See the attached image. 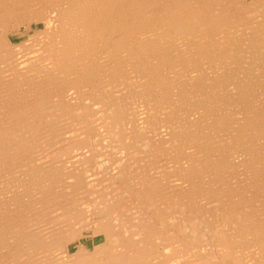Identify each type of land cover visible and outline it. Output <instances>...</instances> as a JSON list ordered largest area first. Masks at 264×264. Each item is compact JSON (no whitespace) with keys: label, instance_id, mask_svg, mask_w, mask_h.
I'll use <instances>...</instances> for the list:
<instances>
[{"label":"rangeland","instance_id":"374dc122","mask_svg":"<svg viewBox=\"0 0 264 264\" xmlns=\"http://www.w3.org/2000/svg\"><path fill=\"white\" fill-rule=\"evenodd\" d=\"M119 1L122 3L125 0ZM135 1L136 0H132L133 3H136ZM163 1L165 2L166 0H151L152 3L144 9L146 18H148L149 21H147L144 25L145 29H143L142 32L144 34L146 33L147 35L144 38H139V40H136V42L145 41L146 43L157 41L162 43V48L164 47V52H166L161 55L160 59L153 60L154 56L153 58L152 56H149L147 58L148 61H144L146 63V68L143 70H139L138 68L137 70L134 67H129L127 64L120 66L118 65L119 60L115 58L111 59L109 63L103 62L102 64L105 65L104 71H102L100 68L92 71V74H94L92 78L94 80L91 79L90 83L82 88L83 94L80 97L78 91L71 90L74 92L75 96L78 95V107H75L74 110L67 111V106L63 105V109H58L59 107L57 106L52 108L54 110L52 113L48 111L47 114L52 116H54L55 113H57L56 115L61 116L58 117L60 119L56 118L58 123L54 121L55 118L50 116H46L47 118H41L40 121L42 123L46 122L48 124L56 122L55 124L61 125V134L60 131H55V129L51 131L52 133H50V135H43V139L41 138V141L44 139L45 140L41 142L42 146L40 150L29 155L26 160L25 157L24 160L22 158V162H20L21 160H18L19 163L14 165V167L17 166V168L13 169V167L9 170L6 168V172L4 170L5 167L0 170V175L3 178H0V191L2 190V186L3 188L5 187V190L3 189L0 193L4 194L6 192V187H9V190L7 189V191H10L6 192L4 197L6 198L4 200V207L8 208V213L11 211L13 212H11L12 214L9 213L10 217L8 215L10 219L7 217L9 221L11 220L9 225L15 226L14 228H21L14 230L15 232L21 231L22 233L21 239L19 241L22 239V241H25L27 239V241H25L27 242V245L25 242H22V245H19L21 250L18 247H15V249L18 250L16 255L18 258L15 257L16 259H14V256H12L8 251L1 252L0 250V259L7 256V259H11L10 263L12 264H36V261H28L29 258L27 253L33 254L31 253L30 249H32L33 252L42 251L40 248H44L43 250L50 248L52 249L57 243L54 241L52 243L51 235L53 233H57L55 236L60 239L62 235L60 240L65 241V244L63 243L64 241H62V243L58 245H60L62 248L64 247L62 250H67L66 253H68L69 256H67L65 260H58L48 264H116L115 261L117 258L118 260L123 259L122 255L117 253V250H126L132 247L131 243H133L132 240L134 238V245L136 246L137 250L145 252V250L149 249L148 252H152V254L148 253L150 256H148L149 258L147 257L146 259L148 264H152L154 261L158 262L159 260H161V262L157 264H225L221 260V255L224 252L230 253L232 260H238L240 264H259L264 261V222L253 224L252 226L244 229L233 222H222V220H226L224 217H222L224 215L221 214L224 209H230L232 205L233 209L236 210L241 207L237 210V212H239V210L243 211L245 207L241 205V201L247 198L248 194L256 196L259 194L257 191H260V184H258L259 178H257L260 175V172H257L258 174H256L254 171L256 170V165L264 166V160H261V157L264 158V124H262L264 123V115H262L264 114V0H194L197 1V5H199L197 14L201 16V20L199 21L201 23H196L194 25L195 30L189 31L190 33L183 32V34H177L174 31L170 32L169 34L168 32L171 30H167L166 24L163 23V20L159 17L160 14L157 15L158 13H161L162 9L160 8L159 4L162 5ZM38 17L40 16L37 15L36 18H30L27 20L28 22H25V26L21 23H12L10 25L11 29L14 28L16 34L14 39L15 44L13 43L12 45L14 46L15 52L18 51L21 53H26L27 56H31L37 51L39 52L41 50V46L48 38V35L45 31V33H39L42 29L46 28V26L45 23H42V19ZM33 21H38L39 28L35 27L34 24L31 23ZM146 26H148V28ZM37 34L40 35L34 37ZM167 34L171 36L168 39H166ZM21 41L22 44L20 45ZM100 43L104 44L105 42ZM166 43L167 46H164ZM106 55L107 54H104V50H102V52H100L96 58L97 60L100 59L99 61L102 62L109 58ZM3 56L4 54L2 53L0 55V60ZM4 65L5 63L1 60L0 70H6V67H3ZM110 65L113 66L110 68ZM156 68L159 75H157V72L155 71ZM116 70H118V72ZM149 71H151V73H149ZM155 79L160 81V85L152 87L155 83ZM93 96L95 98H92ZM102 96L103 98H101ZM54 97V95L50 96V98ZM194 102L197 103V105ZM115 107L120 111V115L118 116L114 115ZM145 120L148 121L146 122ZM228 125H230V127ZM193 127L195 129H193ZM198 129L201 130L199 131ZM68 130L70 131L66 134V131ZM174 130H176V132ZM37 133L38 131L35 134ZM166 133L170 134L167 135ZM71 134L72 136H70ZM186 135H188V137ZM193 143H195V145ZM184 146L186 147L184 148ZM209 146H212L211 150ZM230 146L233 148L231 149ZM195 148H199L201 150ZM204 151H206L205 155ZM221 151L223 152V155ZM207 152L211 153L206 154ZM218 152H220V155ZM75 154H77V156ZM146 155L147 158L142 157ZM149 155L150 157L148 158ZM171 155L173 156L171 157ZM207 156H209L210 159ZM38 157H40V159ZM31 159L33 162L29 163ZM59 159L61 162L57 163V161H60ZM207 159H209L207 163L204 162ZM215 162L216 165L218 164L217 166L215 165ZM223 162L226 166L223 164ZM21 163H23V165ZM42 163L43 165H41ZM226 163L231 164L227 165ZM198 164L199 167L197 166ZM220 164L223 165L221 166ZM48 165H50V167ZM39 166L40 170H36V168H39ZM50 168L52 169L51 173ZM72 169H78L85 179L95 178V184L92 186H87V184H85L82 187L78 186L74 189L69 188L68 190L65 189L63 184H60L58 185L59 188H57L56 186L59 183L58 177L60 178L62 175L66 174L65 172H68ZM185 169L186 171H184ZM200 169L201 171L203 170L202 173H200ZM214 169H216V171H214ZM20 171H22V173H20ZM28 171H32L34 174L37 172L36 174L40 176L42 175L41 178L43 177L42 179L46 180H44L46 185L50 183L51 185L49 184L48 186L52 188L50 189L47 186L43 191L44 193L46 192V194L43 193V196L42 194H37L36 191H33V189H28L26 191L23 186H18L20 188L19 190L17 187H15L13 180L22 179L24 177V173H28ZM191 171L193 172L191 173ZM213 171L214 173H212ZM177 172L181 174L179 175ZM154 173H156V175ZM189 174L190 178L187 177ZM52 175L55 180L50 178ZM142 175L145 176V178ZM176 175L179 177L175 178ZM206 175L209 179L206 177ZM14 176H17L18 179ZM252 176L253 178H251ZM152 177L156 180H154ZM148 178L149 180L146 181ZM171 178H173V181ZM7 179H9L10 182ZM51 179L52 183L48 182ZM206 179L209 180L210 183L207 182ZM211 179L214 182H212ZM195 180L196 182H194ZM223 180H225L226 183ZM153 181L156 184H154ZM239 181L243 182L241 183ZM3 182L5 184H3ZM118 182L120 184H118ZM221 182H223L224 185L221 184ZM109 183L111 184L109 185ZM178 183H182V186ZM251 183H255L256 186L254 184L253 187ZM173 184L174 186H172ZM227 185L230 188L229 190L232 191L234 189L233 193L228 190ZM249 185L252 186V190H250L251 186ZM221 187L223 189H221ZM238 187L242 191L238 190ZM176 188L179 190H176ZM247 188L251 192H249ZM11 189H14L12 191L13 193L11 192ZM148 190L149 193H151L150 197L146 196ZM153 190L155 191L152 192ZM237 190L238 192L236 193L235 191ZM51 192L52 195H49L53 199L48 197V193ZM241 192H244V194ZM15 193L18 197L14 196ZM141 194H145L144 196L147 197V200H145V197H142ZM243 195L245 198H243ZM137 196H139V199H144L140 201ZM29 197L32 200L29 199ZM227 197L230 200H228ZM37 198H40V201ZM64 198L67 199L65 200ZM127 198L129 200H127ZM179 198L181 199L179 200ZM2 199L3 198H0V201ZM240 199L242 200L240 201ZM26 201H28V203ZM135 201L136 203H134ZM146 201H148L150 205L147 204ZM236 201L237 203L239 201L238 204L241 206H238ZM20 203L23 205L21 206ZM59 203H61L62 206H60L61 204ZM194 203L197 204L198 207L194 205ZM140 204H142L141 206L144 207H141ZM208 204L211 205V207ZM18 206L20 208H18ZM145 206H147V209ZM32 208L34 210H32ZM67 210L68 213L66 212ZM28 211L32 213L31 216H29L30 213L28 214ZM150 211L152 213H150ZM159 214L162 218L159 216ZM192 214H195V216ZM36 219H38V221ZM17 222L19 223L16 224ZM100 227V232L107 238V242L110 245L109 253L104 256L105 258L102 257L100 253L98 254L100 249H94L93 247L95 243H100L104 239L102 234L92 238L93 230L95 228L99 229ZM152 228H156L155 230L158 232L160 230L161 231L155 237L151 236V238H144L150 234L149 232ZM61 230L63 231L61 232ZM46 236L47 238H45ZM240 236L241 238H238ZM255 237L258 238L259 242L254 240ZM28 239L31 240L29 241ZM33 239L35 240L33 241ZM11 242H13V240H11ZM118 242L120 244H118ZM181 242L184 244H181ZM11 244L12 243H10V245ZM12 246L13 245H11V248ZM36 248L37 250H34ZM24 258H26V260ZM89 258H91L90 262L88 260ZM23 259L24 261H22ZM122 263L123 262H120L119 264ZM37 264L43 263L39 262Z\"/></svg>","mask_w":264,"mask_h":264},{"label":"bare ground","instance_id":"6f19581e","mask_svg":"<svg viewBox=\"0 0 264 264\" xmlns=\"http://www.w3.org/2000/svg\"><path fill=\"white\" fill-rule=\"evenodd\" d=\"M124 1V0H123ZM204 1V0H202ZM136 3H133L132 0H125L124 2H120L119 0H0V55L3 53L4 56L2 57V62L5 63L3 67H6V70H0V170L4 168V170L7 168L12 169L16 163H19L18 160H21L22 158L25 160L26 158L35 153L36 151L40 150L42 144L41 138L43 139V135H50L52 133L51 131H60L61 134V125L55 124L58 117H61L59 115L54 116L47 114L48 111L51 113L54 111L52 108L59 107L58 109H63V105L67 106L68 110H74L77 106L78 95L75 96L74 92L71 90L78 91L79 97L83 94V87L88 85L90 83L92 76V71L95 69H101L104 71L105 65L102 63H109L111 59L115 58L118 59V65L124 66L127 64L129 67H134L140 69L146 68V62L148 61L149 56H154L153 60H159L161 55L164 52V47L162 48L163 44L157 41L153 42H136V40H139V38H144L147 34L143 33L142 30L145 29L144 25L147 21H149L148 18H146V13L144 11L145 8L148 7L152 2L151 0H136ZM160 3V2H159ZM157 3V4H159ZM208 3V2H207ZM160 5L161 13L160 18L163 20V23L166 24L167 30H171L168 33L174 31L177 34L183 32H189L195 30L194 25L201 20V16L197 14V10L199 9V5H197V1L194 0H166L165 2H162V5ZM158 5V6H159ZM205 5V4H204ZM203 5V6H204ZM213 5V4H212ZM156 7V6H155ZM152 7V8H155ZM196 7V8H194ZM234 7V6H233ZM194 8V9H193ZM192 9V10H191ZM207 9V8H206ZM149 10V9H147ZM151 10V9H150ZM156 12V11H155ZM154 12V13H155ZM49 13V15H48ZM206 13V12H205ZM202 14V13H201ZM37 15H39L42 19V23H45L46 28L42 29L39 33H45L48 35V38L41 46V50L36 52L35 54L31 56H27L26 53L21 52H15L14 51V39H15V31L14 28L11 29L10 25L12 23H21L25 26V22H28L30 18H36ZM149 17V16H148ZM155 17V16H154ZM205 17V16H204ZM235 17V16H234ZM203 19V17H202ZM41 22V21H40ZM34 24L35 27L39 28L38 21L31 22ZM30 23V24H31ZM14 25V24H13ZM149 25V23H148ZM153 25V24H152ZM27 26V25H26ZM148 28V26H146ZM34 28V27H33ZM45 31V32H44ZM150 32V31H149ZM190 33V32H189ZM37 34L34 37L40 35ZM167 34L166 39L170 38L171 36ZM181 34V35H182ZM20 35V34H19ZM152 35V34H151ZM139 36V37H138ZM40 38V37H38ZM43 38V37H42ZM18 39V38H16ZM33 39V38H32ZM41 39V38H40ZM35 40V39H33ZM26 42V41H25ZM100 42H105L100 43ZM206 43V42H205ZM15 44V43H14ZM22 44V41L20 42V45ZM170 44V43H169ZM168 44V45H169ZM19 45V44H18ZM167 46V43L166 45ZM209 46V45H207ZM264 46V45H263ZM17 47V46H15ZM170 47V46H169ZM174 47V46H173ZM248 47V46H247ZM38 48V47H37ZM40 49V48H39ZM38 49V50H39ZM175 49V48H174ZM34 50V49H33ZM32 50V51H33ZM104 50V54H107L109 58H107L105 61H99L97 60L98 54ZM204 50V49H203ZM231 50V49H230ZM172 52V51H171ZM29 53V52H28ZM32 54V53H31ZM206 54V53H205ZM213 54V53H212ZM195 55V54H194ZM237 55V54H236ZM263 55V54H262ZM16 57V58H15ZM100 57V55H99ZM98 57V58H99ZM165 57V56H163ZM106 58V57H105ZM114 59V60H115ZM263 59V58H262ZM0 60V61H1ZM113 60V61H114ZM171 60V59H170ZM252 60V59H251ZM169 62V61H168ZM117 63V62H116ZM111 64V63H110ZM171 64V63H170ZM173 64V63H172ZM109 65V64H108ZM115 65V64H114ZM126 65V66H127ZM110 65L109 67L111 68ZM127 66V67H128ZM172 66V65H171ZM174 66V65H173ZM256 66V65H255ZM151 67V66H150ZM153 67V66H152ZM130 69V68H129ZM135 69V70H136ZM137 69V70H138ZM164 69V68H163ZM114 70V69H113ZM119 70V69H118ZM118 70H116L118 72ZM115 71V72H116ZM157 72V68L155 69ZM138 72V71H136ZM97 73V72H96ZM101 73V72H100ZM151 73V71H149ZM233 73V72H232ZM114 74V73H113ZM134 74V73H133ZM161 74V73H160ZM238 74V73H237ZM119 75V74H118ZM121 75V74H120ZM157 75L158 72H157ZM134 76V75H133ZM143 76V75H142ZM146 76V75H145ZM215 76V75H214ZM122 77V76H121ZM175 77V76H174ZM112 78V77H111ZM169 78V77H168ZM148 79V78H147ZM94 80V79H93ZM115 81V80H114ZM94 82V81H93ZM126 82V81H125ZM135 82V81H134ZM142 82V81H141ZM148 82V81H147ZM96 83V82H95ZM98 84V83H97ZM125 84V83H124ZM128 84V83H127ZM140 84V83H139ZM254 84V83H253ZM117 85V84H116ZM129 85V84H128ZM127 85V87H128ZM160 85V81L155 79V83L152 87H156ZM90 86V85H89ZM174 86V85H173ZM210 86V85H209ZM214 86V85H213ZM263 86V85H262ZM93 87V86H92ZM98 87V86H97ZM126 87V86H125ZM94 88V87H93ZM129 88V87H128ZM172 88V87H171ZM177 88V87H176ZM261 88V87H260ZM200 89V88H199ZM246 89V88H245ZM86 90V89H84ZM210 90V89H209ZM146 91V90H144ZM245 91V90H244ZM86 92V91H85ZM116 92V91H114ZM113 92V93H114ZM171 92V91H169ZM91 93V92H90ZM117 93V92H116ZM120 93V92H119ZM92 94V93H91ZM162 94V93H161ZM166 94V93H165ZM225 94V93H224ZM55 96L54 98H50V96ZM94 95V92H93ZM89 96V95H88ZM92 96V95H90ZM111 96V95H110ZM142 96V95H141ZM159 96V95H158ZM174 96V95H173ZM252 96V95H251ZM85 97V96H84ZM97 97V96H96ZM92 98H95L94 96ZM91 98V99H92ZM98 98V97H97ZM96 98V99H97ZM103 98V96L101 97ZM106 98V97H105ZM114 98V97H113ZM210 98V97H209ZM81 99V98H80ZM84 99V98H83ZM82 99V100H83ZM86 99V98H85ZM115 99V98H114ZM171 99V98H170ZM95 100V99H94ZM99 100V99H98ZM97 100V101H98ZM102 100V99H100ZM169 100V99H168ZM175 100V99H174ZM212 100V99H211ZM227 100V99H226ZM81 101V100H80ZM84 101V100H83ZM159 101V100H158ZM178 101V100H177ZM204 101V100H203ZM214 101V100H213ZM168 102V101H167ZM180 102V101H179ZM178 102V103H179ZM251 102V101H250ZM165 103V102H164ZM172 103V102H171ZM193 103V102H192ZM191 103V104H192ZM195 103V102H194ZM62 104V105H61ZM96 104V103H95ZM122 104V103H121ZM120 104V105H121ZM197 105V103H195ZM218 104V103H217ZM61 105V106H60ZM93 105V104H92ZM150 105V104H149ZM158 105V104H157ZM178 105V104H177ZM206 105V103H205ZM209 105V104H208ZM201 106V105H200ZM117 107V106H116ZM114 108V115L118 116L120 115V111L118 108ZM176 107V106H175ZM192 107V106H191ZM194 107V106H193ZM203 107V106H201ZM206 108V107H205ZM208 108V107H207ZM255 108V107H254ZM94 109V108H93ZM102 109V108H101ZM179 109V107H178ZM182 109V108H181ZM245 109V108H244ZM52 110V111H51ZM104 110V109H103ZM188 110V109H187ZM186 110V111H187ZM196 110V109H195ZM209 110V109H208ZM207 110V111H208ZM220 110V109H219ZM47 111V112H46ZM59 111V110H58ZM215 111V110H214ZM249 111V110H248ZM46 112V113H45ZM92 112V111H91ZM144 112V111H143ZM185 112V111H183ZM182 112V114H183ZM191 112V110H190ZM193 112V111H192ZM195 112V111H194ZM204 112V111H203ZM211 112V111H210ZM209 112V113H210ZM98 113V112H97ZM96 113V114H97ZM178 113V112H177ZM205 113V112H204ZM253 113V112H252ZM59 114V113H58ZM90 114V113H89ZM93 114V113H92ZM127 114V113H126ZM149 114V112H148ZM180 114V113H179ZM181 114V115H182ZM189 114V113H188ZM195 114V113H193ZM192 114V115H193ZM202 114V113H201ZM200 114V115H201ZM178 115V114H177ZM180 115V116H181ZM210 115V114H209ZM264 115V114H262ZM46 116H50L55 118L52 123H42L40 120L41 118H45ZM187 116V115H186ZM196 116V115H195ZM207 116V115H206ZM205 116V117H206ZM84 117V116H83ZM157 117V116H156ZM164 117V116H163ZM170 117V116H169ZM172 117V115H171ZM183 117V116H182ZM189 117V116H188ZM187 117V118H188ZM197 117V116H196ZM204 117V118H205ZM261 117V116H260ZM47 118V117H46ZM128 118V117H127ZM126 118V119H127ZM165 118V117H164ZM186 118V119H187ZM200 118V117H198ZM209 118V117H208ZM216 118V117H214ZM220 118V117H219ZM60 119V118H58ZM81 119V118H80ZM174 119V118H173ZM176 119V118H175ZM179 119V118H178ZM177 119V120H178ZM195 119V118H193ZM203 119V118H202ZM169 120V119H168ZM192 120V119H191ZM196 120V119H195ZM248 120V119H247ZM263 120V118H262ZM75 121V120H74ZM127 121V120H126ZM146 121V120H145ZM148 121V120H147ZM146 121V122H147ZM194 121V120H192ZM200 121V120H199ZM264 121V120H263ZM176 122V120H175ZM191 122V121H190ZM198 122V121H196ZM195 122V123H196ZM224 122V121H223ZM61 123V122H60ZM59 123V124H60ZM142 123V122H141ZM167 123V122H166ZM201 123V122H199ZM251 123V122H250ZM171 124V123H170ZM184 124V123H182ZM193 124V123H192ZM191 124V125H192ZM203 124V123H202ZM226 124V123H225ZM264 124V123H262ZM155 125V124H154ZM181 125V124H180ZM195 125V124H194ZM204 125V124H203ZM227 125V124H226ZM232 125V124H231ZM248 125V124H247ZM230 127V125H228ZM250 126V125H249ZM252 126V124H251ZM68 127V125H67ZM66 127V128H67ZM93 127V126H92ZM154 127V126H153ZM167 127V126H166ZM169 127V126H168ZM173 127V125H172ZM179 127V124H178ZM195 127V126H194ZM193 127V129H195ZM197 127V124H196ZM200 127V126H198ZM187 128V127H186ZM190 128V126H189ZM253 128V127H252ZM48 129V130H46ZM62 129V128H61ZM90 129V128H89ZM87 129V130H89ZM183 129V127H182ZM191 129V128H190ZM203 129V128H202ZM73 130V129H72ZM199 130V129H198ZM201 130V129H200ZM199 130V131H200ZM224 130V129H223ZM227 130V129H226ZM240 130V129H239ZM248 130V129H247ZM38 131L37 134H35ZM70 130L66 131V134ZM94 131V130H93ZM176 132V130H174ZM179 131V130H178ZM186 131V130H185ZM195 131V130H194ZM203 131V130H202ZM201 131V132H202ZM225 131V130H224ZM228 131V130H227ZM171 132V131H170ZM180 132V131H179ZM182 132V130H181ZM189 132V131H188ZM187 132V133H188ZM209 132V131H208ZM212 132V131H211ZM54 133V132H53ZM71 133V132H70ZM191 133V132H190ZM198 133V131H197ZM218 133V132H217ZM59 134V133H58ZM167 134V133H166ZM170 134V133H168ZM167 134V135H168ZM177 134V133H176ZM194 134V133H193ZM196 134V133H195ZM212 134V133H211ZM78 135V134H77ZM98 135V134H97ZM181 135V134H180ZM190 135V134H189ZM200 135V134H199ZM220 135V134H219ZM42 136V137H41ZM72 136V134L70 135ZM75 136V135H74ZM93 136V135H92ZM179 136V135H178ZM182 136V135H181ZM188 137V135H186ZM54 137V136H52ZM147 137V136H146ZM145 137V138H146ZM191 137V136H190ZM200 137V136H199ZM203 137V136H202ZM201 137V138H202ZM63 138V137H62ZM173 138V137H172ZM181 138V137H179ZM185 138V137H184ZM197 138V137H196ZM47 139V138H46ZM61 139V138H60ZM187 139V138H185ZM184 139V140H185ZM193 139V138H191ZM198 139V138H197ZM205 139V138H204ZM203 139V142H204ZM213 139V138H212ZM169 140V139H168ZM172 140V139H171ZM177 140V139H176ZM190 140V139H189ZM196 140V139H195ZM202 140V139H201ZM219 140V139H218ZM138 141V140H137ZM146 141V140H145ZM144 141V142H145ZM194 141V140H192ZM206 141V140H205ZM209 141V140H208ZM207 141V144H208ZM215 141V140H214ZM221 141V140H220ZM57 142V141H56ZM173 142V141H172ZM181 142V141H180ZM191 142V141H190ZM197 142V141H196ZM216 142V141H215ZM55 143V142H54ZM60 143V142H59ZM146 143V142H145ZM179 143V142H178ZM189 143V142H188ZM201 143V142H200ZM198 143V144H200ZM213 143V142H211ZM221 143V142H220ZM172 144V143H171ZM191 144V143H190ZM195 145V143H193ZM203 144V143H202ZM48 145V143H47ZM65 145V144H64ZM62 145V146H64ZM145 145V144H144ZM186 145V143H185ZM206 145V143H205ZM204 145V146H205ZM213 145V144H212ZM235 145V144H234ZM259 145V143H258ZM189 146V144H188ZM208 146V145H207ZM178 147V145H177ZM176 147V148H177ZM181 147V146H180ZM183 147V146H182ZM186 146H184L185 148ZM191 147V146H190ZM212 147V146H211ZM211 147L209 146L210 150ZM50 148V146H49ZM175 148V149H176ZM200 148V147H199ZM195 148V149H199ZM203 148V146H202ZM205 148V147H204ZM231 148V146H230ZM233 148V147H232ZM231 148V149H232ZM46 149V148H45ZM57 149V148H56ZM169 149V148H168ZM178 149V148H177ZM182 149V148H181ZM260 149V148H259ZM258 149V151H259ZM171 150V149H170ZM180 150V149H179ZM201 150V149H199ZM204 150V149H203ZM202 150V151H203ZM229 150V149H228ZM54 151V150H53ZM198 151V150H197ZM209 151V150H208ZM217 151V150H215ZM44 152V151H43ZM188 152V151H186ZM191 152V151H190ZM204 151V155H205ZM212 152V151H211ZM211 152H207L206 154H209ZM222 152V151H221ZM226 152V151H225ZM84 153V152H82ZM147 153V152H146ZM179 153V152H178ZM184 153V152H183ZM215 153V152H214ZM220 152H218L219 154ZM229 153V151H228ZM260 153V152H258ZM126 154V153H125ZM153 154V153H152ZM167 154V153H166ZM182 154V153H181ZM202 154V153H201ZM247 154V153H246ZM245 154V155H246ZM77 156V154H75ZM74 155V156H75ZM79 155V154H78ZM169 155V154H168ZM174 155V154H173ZM171 155V157L173 156ZM195 155V154H194ZM199 155V154H198ZM220 155V154H219ZM223 155V152H222ZM264 155V154H263ZM73 156V157H74ZM177 156V155H176ZM179 156V155H178ZM201 156V155H200ZM215 156V155H214ZM253 156V152H252ZM258 156V155H257ZM72 157V156H70ZM147 158L146 156H142ZM150 155L148 156V158ZM170 157V156H169ZM170 157V158H171ZM175 157V156H174ZM198 157V156H196ZM195 157V158H196ZM209 158V156H207ZM205 157V158H207ZM220 157V156H219ZM222 157V156H221ZM225 157V155H224ZM259 157V156H258ZM30 158V157H29ZM40 159V157H38ZM194 158V159H195ZM203 158V157H202ZM244 158V157H243ZM254 158V157H253ZM158 159V158H157ZM179 159V158H178ZM192 159V158H191ZM210 159V158H209ZM205 160L204 162L207 163L209 160ZM222 159V158H221ZM226 159V158H224ZM246 159V158H244ZM243 159V160H244ZM264 160L263 157H261V160ZM37 160V159H35ZM60 160V159H59ZM200 160V159H199ZM212 160V159H211ZM228 160V159H227ZM231 160V159H230ZM234 160V158H233ZM256 160V159H255ZM260 160V159H259ZM63 161V160H62ZM161 161V160H160ZM173 161V159H172ZM195 161V160H193ZM201 161V160H200ZM203 161V160H202ZM224 161V160H221ZM33 162L31 161L29 163ZM48 162V161H47ZM60 163V161H57V163ZM95 162V161H94ZM97 162V161H96ZM174 162V161H173ZM176 162V161H175ZM187 162V161H186ZM211 162V161H209ZM235 162V161H234ZM253 162V161H252ZM28 163V162H27ZM126 163V162H125ZM147 163V162H145ZM159 163V162H158ZM201 163V162H200ZM199 163V164H200ZM233 163V162H232ZM23 165V163H21ZM26 164V162H25ZM148 164V163H147ZM199 164L197 165L199 167ZM214 164V163H213ZM224 164V162H223ZM223 164H220L221 166ZM227 164V163H226ZM231 164V163H228ZM227 164V165H228ZM234 164V163H233ZM262 164V163H261ZM36 165V164H35ZM43 165V163L41 164ZM137 165V164H136ZM142 165V164H141ZM185 165V163H184ZM208 165V164H207ZM216 165V162H215ZM218 165V164H217ZM216 165V166H217ZM219 165V166H220ZM225 165V164H224ZM247 165V164H246ZM252 165V164H251ZM250 165V166H251ZM254 165V164H253ZM256 165V164H255ZM50 167V165H48ZM47 166V167H48ZM58 166V165H55ZM148 166V165H147ZM193 166V165H192ZM204 166V165H202ZM214 166V165H212ZM226 166V165H225ZM231 166V165H230ZM243 166V164H242ZM102 167V166H101ZM176 167V166H175ZM234 167V166H233ZM241 167V166H240ZM239 167V169H240ZM248 167V165H247ZM17 168L14 167L13 169ZM180 168V167H179ZM189 168V167H188ZM191 168V167H190ZM197 168V167H196ZM195 168V169H196ZM210 168V166H209ZM232 168V167H231ZM236 168V167H235ZM253 168V167H252ZM34 169V168H33ZM43 169V168H42ZM41 169V170H42ZM64 169V168H63ZM79 169V168H78ZM77 170H70L68 172H65L66 174L62 175L60 178L58 177V184L57 188H59L58 185L63 184L65 186V189L69 188H76V187H82L83 185L87 184V186H92L95 184V178H89L85 179L84 176H82V173ZM97 169V168H96ZM108 169V168H107ZM148 169V168H147ZM198 169V168H197ZM196 169V170H197ZM207 169V168H206ZM212 169V168H211ZM218 169V168H216ZM214 169V171H216ZM222 169V168H221ZM227 169V168H226ZM234 169V168H233ZM245 169V168H243ZM256 174L257 172H260V177L256 176L258 179V184H260L259 194L256 196H252L248 194V197L240 199L241 205L245 207L243 211L237 212V210L241 207H239L237 210L233 209L232 207L229 209H224L221 214H223L224 219L226 221L222 222H233L236 225H239L241 228H247L252 226L253 224L264 222V166L256 165L255 167ZM7 170V171H8ZM22 170V169H21ZM26 170V169H25ZM31 170V169H30ZM36 170H40L39 168H36ZM48 170V168H47ZM178 170V169H177ZM188 170V169H187ZM190 170V169H189ZM193 170V169H191ZM24 171V170H23ZM27 171V170H26ZM33 171V170H32ZM32 171H28V173H24V177L22 179L13 180L15 183V187H17L19 190L20 188L18 186H23V188L26 189H33V191H36L37 194H42L43 191L46 189V187L50 184L45 183V179H42L40 175L36 174L37 172L32 173ZM52 169L50 168V173ZM66 171V169H65ZM151 171V170H150ZM173 171V170H172ZM180 171V170H179ZM186 171V169L184 170ZM201 171V169H200ZM203 171V170H202ZM202 171L200 173H202ZM214 171L212 173H214ZM229 171V170H228ZM238 171V170H237ZM245 171V170H244ZM6 172V170H5ZM9 172V171H8ZM17 172V171H16ZM25 172V171H24ZM31 172V173H30ZM58 172V171H57ZM98 172V171H97ZM139 172V171H138ZM147 172V170H146ZM175 172V171H173ZM188 172V171H187ZM193 171H191L192 173ZM195 172V171H194ZM199 172V171H198ZM208 172V171H207ZM206 172V173H207ZM236 172V171H233ZM249 172V171H248ZM4 173V172H3ZM22 173V171H20ZM49 173V174H50ZM63 173V172H62ZM135 173V171H134ZM137 173V172H136ZM148 173V172H147ZM158 173V172H156ZM156 173H154L156 175ZM179 173V172H177ZM190 173V174H191ZM209 173V172H208ZM219 173V171H218ZM228 173V172H227ZM5 174V173H4ZM11 174V173H10ZM97 174V173H96ZM146 174V173H145ZM181 173H179L180 175ZM190 174L187 175V177L190 178ZM195 174V173H194ZM204 174V172H203ZM226 174V173H225ZM6 175V174H5ZM16 175V174H15ZM170 175V174H169ZM175 175V173H174ZM178 175V174H177ZM176 175L175 178H178ZM193 175V174H192ZM213 175V174H212ZM211 175V176H212ZM218 175V174H216ZM215 175V177H216ZM252 175V173H251ZM44 176V175H43ZM49 176V175H48ZM55 176V175H54ZM57 176V175H56ZM143 176V175H142ZM147 176V175H146ZM227 176V175H226ZM225 176V177H226ZM230 176V175H229ZM12 177V176H11ZM15 177V176H14ZM15 177V178H16ZM46 177V176H45ZM137 177V176H136ZM145 178V176H143ZM151 178L150 176H148ZM155 177V176H154ZM170 177V176H169ZM174 177V176H173ZM197 177V176H196ZM207 177V175H206ZM213 177V178H215ZM232 177V176H231ZM0 178L3 179L0 175ZM13 178V177H12ZM54 179L53 175L50 177ZM48 178V179H50ZM146 179L147 180H149ZM153 178V177H152ZM157 178V176H156ZM188 178V179H189ZM194 178V177H193ZM202 178V177H201ZM208 178V177H207ZM223 178V177H222ZM227 178V177H226ZM244 178V177H243ZM253 178V176L251 177ZM11 179V178H10ZM52 179L48 182L52 183ZM57 179V178H56ZM154 179V178H153ZM166 179V178H164ZM181 179V178H180ZM179 179V180H180ZM183 179V178H182ZM209 179V178H208ZM9 180V179H7ZM45 180V181H44ZM55 180V179H54ZM156 180V179H154ZM169 180V179H168ZM173 181V178H171ZM205 180V179H204ZM207 180V179H206ZM214 180V179H213ZM221 180V179H220ZM226 180V179H225ZM223 180V181H225ZM229 180V179H228ZM238 180V179H237ZM253 180V179H252ZM1 181V180H0ZM4 181V180H3ZM103 181V180H102ZM117 181V180H116ZM162 181V180H161ZM189 181V180H188ZM212 181V179H211ZM217 181V180H215ZM236 181V180H235ZM251 181V180H250ZM257 181V180H255ZM10 182V180H9ZM54 182V181H53ZM125 182V181H124ZM171 182V181H170ZM184 182V181H183ZM196 182V180L194 181ZM205 182V181H204ZM209 182V180H207ZM214 182V181H212ZM228 182V181H227ZM231 182V181H229ZM241 182V181H239ZM238 182V183H239ZM243 182V181H242ZM241 182V183H242ZM246 182V181H245ZM252 182V181H251ZM254 182V181H253ZM130 183V182H129ZM154 183V181H153ZM177 183V182H176ZM210 183V182H209ZM218 183V182H217ZM216 183V184H217ZM226 183V181H225ZM3 184H5L3 182ZM108 184V183H107ZM111 183H109L110 185ZM118 184H120L118 182ZM156 184V183H154ZM153 184V185H154ZM161 184V183H160ZM179 185L182 183H178ZM202 184V183H201ZM215 184V183H214ZM213 184V185H214ZM223 184V182H221ZM237 184V183H236ZM252 184V183H251ZM255 183L252 184V186ZM2 185V184H1ZM13 185V182H12ZM51 185V184H50ZM55 185V184H54ZM159 185V184H158ZM176 185V184H175ZM205 185V183H204ZM224 185V184H223ZM222 185V186H223ZM226 185V184H225ZM6 186V185H4ZM8 186V185H7ZM62 186V185H61ZM105 186V185H104ZM156 186V185H154ZM153 186V188H154ZM174 186V184L172 185ZM171 186V187H172ZM184 186V185H183ZM187 186V185H186ZM195 186V185H194ZM218 186V185H216ZM228 186V185H227ZM236 186V185H235ZM244 186V185H242ZM251 186V185H249ZM248 186V187H249ZM252 186L250 187V190H252ZM256 186V184H255ZM11 187V185H10ZM49 187V186H48ZM55 187V188H56ZM148 187V185H147ZM169 187V186H168ZM177 187V186H176ZM180 187V186H179ZM208 187V186H206ZM220 187V186H219ZM226 187V186H225ZM224 187V188H225ZM246 187V185H245ZM254 187V186H253ZM9 188V187H8ZM6 187V192L8 189ZM16 188V189H17ZM50 188V187H49ZM52 188V187H51ZM50 188V189H51ZM54 188V187H53ZM56 188V189H57ZM152 188V189H153ZM157 188V187H156ZM188 188V186H187ZM214 188V187H213ZM232 188V187H231ZM234 188V186H233ZM236 188V187H235ZM1 189L5 190V187H1ZM15 189V191H16ZM17 189V190H18ZM22 189V187H21ZM165 189V188H164ZM178 188H176L177 190ZM201 189V188H200ZM221 189H223L221 187ZM220 189V190H221ZM228 186V190H229ZM248 189V188H247ZM257 189V188H256ZM2 190L0 192H2ZM9 190V189H8ZM14 190V189H13ZM11 189V192L13 191ZM62 190V189H61ZM101 190V189H99ZM179 190V189H178ZM181 190V189H180ZM192 190V189H191ZM198 190V189H197ZM219 190V191H220ZM234 190V189H233ZM233 190H229L233 193ZM238 190L242 191L241 189ZM235 191L236 193L238 192ZM249 190V189H248ZM249 190V192H251ZM48 191V190H47ZM51 191V190H50ZM56 191V190H54ZM53 191V192H54ZM60 191V189H59ZM72 191V190H71ZM92 191V190H91ZM143 191V190H142ZM146 191V190H145ZM153 190L152 192H154ZM157 191V190H156ZM173 191V190H172ZM186 191V190H185ZM215 191V189H214ZM217 191V190H216ZM5 192V193H6ZM66 192V191H65ZM69 192V191H68ZM139 192V191H138ZM141 192V191H140ZM158 192V191H157ZM165 192V191H164ZM179 192V191H178ZM202 192V191H201ZM218 192V191H217ZM221 192V191H220ZM245 192V191H244ZM244 192L242 194H244ZM248 192V193H249ZM5 193H0V198H3L0 201V250L2 251H8L11 253L12 256H14V259L18 258L16 257L18 250L15 249V247H20L19 245H22V242L27 241H19L21 239L22 233L21 231L15 232L14 230H17L19 228H14L15 226H11L9 221V210L8 208H5L4 200ZM13 193V192H12ZM35 193V194H36ZM58 193V192H57ZM62 193V192H61ZM100 193V192H99ZM135 193V192H134ZM137 193V192H136ZM142 193V192H141ZM147 193V192H146ZM145 193V194H146ZM173 193V192H172ZM210 193V192H209ZM213 193V192H212ZM222 193V192H221ZM240 193V194H241ZM8 194V193H7ZM20 194V193H19ZM31 194V193H30ZM29 194V195H30ZM46 194V192L44 193ZM51 193H48V195ZM54 194V193H53ZM63 194V193H62ZM66 194V193H65ZM77 194V193H76ZM144 194V195H145ZM148 194V195H147ZM146 196L150 197L149 190ZM198 194V193H197ZM201 194V193H200ZM220 194V193H219ZM241 194V195H242ZM253 194V193H252ZM12 195V194H11ZM32 195V194H31ZM39 195V196H40ZM59 195V194H58ZM75 195V194H74ZM142 197H145V200H147V197L141 194ZM153 195V194H152ZM165 195V194H164ZM173 195V194H171ZM179 195V194H178ZM209 195V194H208ZM218 195V194H217ZM221 195V194H220ZM235 195V194H234ZM240 195V197H241ZM247 195V192H246ZM254 195V194H253ZM14 196H17L16 193ZM37 196V197H39ZM46 196V195H44ZM134 196V195H132ZM161 196V195H159ZM192 196V195H191ZM204 196V195H203ZM212 196V195H211ZM227 196V195H226ZM238 196V195H237ZM8 197V196H7ZM18 197V196H17ZM32 197V196H31ZM49 198L50 195L48 196ZM53 197V196H52ZM56 197V196H55ZM62 197V196H61ZM59 197V198H61ZM135 197V196H134ZM139 199V196H137ZM196 197V196H195ZM218 197V196H215ZM223 197V196H222ZM239 197V196H238ZM36 198V197H35ZM48 198V199H49ZM69 198V197H68ZM165 198V197H164ZM205 198V197H204ZM233 198V197H232ZM235 198V197H234ZM12 199V198H11ZM29 199H31L29 197ZM38 199V198H37ZM40 199V198H39ZM38 199V200H39ZM53 199V198H51ZM50 199V200H51ZM65 199V198H64ZM67 199V198H66ZM65 199V200H66ZM131 199V198H130ZM144 199V198H143ZM143 199H139L140 201ZM154 199V198H152ZM159 199V198H158ZM171 199V198H169ZM181 198H179L180 200ZM185 199V198H184ZM214 199V198H213ZM212 199V200H213ZM219 199V198H218ZM228 200H230L227 197ZM237 199V198H236ZM18 200V199H17ZM32 200V199H31ZM35 200V199H34ZM47 200V198H46ZM59 200V199H58ZM127 200H129L127 198ZM132 200V199H131ZM177 200V199H176ZM177 200V201H179ZM190 200V198H189ZM217 200V199H216ZM226 200V199H225ZM239 200V198H238ZM40 201V200H39ZM45 201V200H44ZM155 201V200H154ZM215 201V200H214ZM235 201V200H234ZM233 201V202H234ZM28 203V201H26ZM30 202V201H29ZM46 202V201H45ZM52 202V201H51ZM57 202V201H56ZM59 202V201H58ZM129 202V201H128ZM139 202V201H137ZM147 204L148 201H146ZM151 202V201H150ZM159 202V201H158ZM224 202V201H223ZM222 202V203H223ZM231 202V201H230ZM22 203V202H21ZM20 203V205H21ZM36 203V202H35ZM48 203V202H47ZM63 203V202H62ZM67 203V202H65ZM136 203V201L134 202ZM142 203V202H141ZM144 203V202H143ZM189 203V202H188ZM191 203V202H190ZM212 203V202H211ZM218 203V202H217ZM237 203V201H236ZM239 203V201H238ZM237 203V204H238ZM26 204V203H25ZM40 204V203H39ZM49 204V203H48ZM55 204V202H54ZM61 204V203H59ZM58 204V206H59ZM70 204V203H69ZM121 204V203H120ZM128 204V203H127ZM153 204V202H152ZM160 204V203H158ZM163 204V203H162ZM180 204V203H179ZM200 204V203H198ZM227 204V203H226ZM229 204V203H228ZM13 205V204H12ZM23 205V204H22ZM21 205V206H22ZM31 205V204H30ZM51 205V204H50ZM49 205V206H50ZM66 205V204H63ZM118 205V204H117ZM135 205V204H134ZM142 204H140L141 206ZM145 205V204H144ZM150 205V204H149ZM157 205V204H155ZM164 205V204H163ZM191 205V204H190ZM194 205L197 206V204L194 203ZM204 205V204H203ZM209 205V204H208ZM219 205V204H218ZM217 205V206H218ZM236 205V204H235ZM238 204V206H241ZM3 206V207H2ZM11 206V205H9ZM7 206V207H9ZM32 206V205H31ZM35 206V205H34ZM41 206V205H40ZM48 206V205H47ZM45 206V207H47ZM57 206V207H58ZM62 206V204L60 205ZM121 206V205H120ZM148 206V205H147ZM145 206V208L147 207ZM193 206V205H192ZM211 207V205H209ZM220 206V205H219ZM218 206V207H219ZM39 207V206H38ZM137 207V206H136ZM144 207V206H141ZM169 207V206H167ZM183 207V206H182ZM198 207V206H197ZM216 207V206H215ZM230 207V206H229ZM235 207V206H234ZM237 207V206H236ZM15 208V207H14ZM18 208H20L18 206ZM155 208V207H154ZM180 208V207H177ZM176 208V209H177ZM185 208V207H184ZM203 208V207H202ZM225 208V207H223ZM222 208V209H223ZM47 209V208H46ZM147 209V208H146ZM150 209V208H149ZM152 209V208H151ZM166 209V208H165ZM170 209V208H169ZM175 209V210H176ZM186 209V208H185ZM243 209V208H242ZM241 209V210H242ZM32 210H34L32 208ZM42 210V209H41ZM51 210V209H50ZM72 210V209H71ZM137 211V209L135 208ZM156 210V209H155ZM196 210V209H195ZM213 210V209H211ZM215 210V209H214ZM220 210V209H219ZM218 210V211H219ZM31 211V210H30ZM38 211V210H37ZM58 211V210H57ZM148 211V210H147ZM169 211V210H168ZM179 211V210H177ZM183 211V210H182ZM193 211V210H192ZM221 211V210H220ZM39 212V211H38ZM68 213V210L66 211ZM149 212V211H148ZM167 212V211H166ZM187 212V211H186ZM200 212V211H199ZM13 213V212H12ZM11 213V214H12ZM17 213V212H16ZM25 213V212H24ZM30 212L28 211V214ZM63 213V212H62ZM92 213V212H91ZM150 213H152L150 211ZM148 213V214H150ZM158 213V211H157ZM172 213V212H171ZM170 213V215H171ZM183 213V212H182ZM191 213V212H190ZM197 213V212H196ZM208 213V212H207ZM213 213V212H212ZM211 213V214H212ZM27 214V213H26ZM32 213H30L29 216H31ZM65 214V213H64ZM161 214V213H160ZM159 214V216H160ZM9 215V217H8ZM16 215V214H15ZM24 215V214H23ZM37 215V214H36ZM47 215V214H44ZM67 215V214H66ZM173 215V214H172ZM188 215V214H187ZM191 215V214H190ZM193 215V214H192ZM25 216V215H24ZM22 216L23 218H25ZM28 216V217H29ZM145 216V215H144ZM143 216V217H144ZM195 216V214L193 215ZM9 219H8V218ZM20 217V216H17ZM16 217V218H17ZM44 217V216H43ZM161 217V216H160ZM182 217V216H181ZM184 217V216H183ZM192 217V216H191ZM190 217V218H191ZM12 218V217H11ZM34 218V217H33ZM38 218V217H35ZM41 218V217H40ZM138 218V217H137ZM146 218V217H145ZM162 218V217H161ZM164 218V217H163ZM14 219V218H13ZM21 219V218H20ZM27 219V218H26ZM172 219V218H171ZM17 220V219H16ZM22 220V219H21ZM31 220V219H30ZM35 220V219H34ZM38 221V219H36ZM80 220V219H79ZM77 220V221H79ZM154 220V218H153ZM152 220V221H153ZM208 220V219H207ZM24 221V220H23ZM29 221V220H28ZM32 221V220H31ZM36 221V222H37ZM43 221V220H42ZM168 221V220H167ZM182 221V220H181ZM13 222V221H12ZM22 222V221H21ZM20 222V223H21ZM27 222V221H26ZM149 222V220H148ZM171 222V221H170ZM194 222V221H193ZM209 222V221H208ZM217 222V221H216ZM14 223V222H13ZM17 222L16 224H18ZM40 223V222H39ZM50 223V222H49ZM159 223V222H158ZM12 224V223H11ZM23 224V223H21ZM48 224V223H47ZM51 224V223H50ZM49 224V225H50ZM193 224V223H192ZM15 225V224H14ZM38 225V224H37ZM61 225V224H60ZM160 225V224H159ZM179 225V224H178ZM185 225V224H184ZM226 225V224H225ZM19 226V225H18ZM33 226V224H32ZM52 226V225H51ZM49 226V227H51ZM157 226V225H156ZM177 226V225H176ZM180 226V225H179ZM235 226V225H234ZM13 227V228H12ZM28 227V226H27ZM24 227V228H27ZM31 227V226H30ZM39 227V226H38ZM48 227V228H49ZM82 227V226H81ZM80 227V228H81ZM158 227V226H157ZM162 227V226H161ZM193 227V226H192ZM22 228V229H24ZM32 228V227H31ZM79 228V229H80ZM164 228V227H163ZM166 228V227H165ZM180 228V227H179ZM188 228V227H187ZM225 228V227H224ZM237 228V227H236ZM13 229V230H12ZM21 229V228H20ZM59 229V228H57ZM55 229V230H57ZM78 229V228H77ZM156 229V228H155ZM154 228L150 230V234H148L146 237L151 238V236L155 237L158 235V233L161 231H157ZM169 229V228H168ZM175 229V228H174ZM211 229V228H210ZM31 230V229H30ZM29 230V231H30ZM44 230V229H43ZM101 227L99 229L95 228L92 232V238H94L97 235L102 234L100 232ZM149 230V229H148ZM206 230V229H205ZM237 230V229H236ZM251 230V229H250ZM28 231V230H27ZM52 231V230H50ZM63 230H61L62 232ZM26 232V231H24ZM23 232V233H24ZM57 232V231H56ZM59 232V233H61ZM166 232V231H165ZM27 233V232H26ZM39 233V232H38ZM47 233V232H46ZM45 233V234H46ZM171 233V232H170ZM44 234V235H45ZM57 233H53L51 235L52 243L53 241L56 242L55 246L51 249H42V251H32L33 254H28V261H36L37 263H43L48 264L50 262H55L58 260H65L67 256H69L67 250H62L63 248L60 247L62 241L60 240L62 238V235L60 239L56 237ZM190 234V233H189ZM197 234V233H196ZM195 234V235H196ZM203 234V233H202ZM258 234V233H257ZM103 235V234H102ZM228 235V233H227ZM26 236V235H25ZM32 236V235H31ZM30 236V237H31ZM64 236V235H63ZM192 236V235H191ZM66 237V236H64ZM84 237V236H83ZM104 239L100 243L94 244V249L98 248L100 249L98 254L100 253L102 257L106 256L107 253H109L110 245L107 242V238L103 235ZM42 238V237H40ZM47 238V236L45 237ZM137 238V237H136ZM143 238V239H144ZM238 238H241L238 237ZM39 239V237H38ZM43 239V238H42ZM80 239V238H79ZM148 239V238H147ZM187 239V238H186ZM13 240V242H11ZM29 240V239H28ZM31 240V239H30ZM29 240V241H30ZM35 239H33L34 241ZM190 240V239H189ZM247 240V239H246ZM254 240L258 241V238H254ZM51 241V240H50ZM75 241V240H74ZM133 243L132 247L129 249H119L117 250V253L122 255L123 259H120L115 261L116 264H119L120 262H123L122 264H148L146 259L149 254H152L148 252V250L139 251L137 250L136 246L134 245L135 238L132 240ZM179 241V240H178ZM32 242V241H31ZM45 242V241H44ZM121 242V241H120ZM184 242V241H183ZM181 242V244L183 243ZM259 242V241H258ZM10 243H12L11 245ZM27 242H25L26 244ZM51 243V242H50ZM65 244V241L63 242ZM146 243V242H145ZM155 243V242H153ZM157 243V242H156ZM34 244V243H33ZM49 244V243H48ZM118 244H120L118 242ZM164 244V243H161ZM184 244V243H183ZM205 244V243H204ZM242 244V243H241ZM24 245V244H23ZM27 245V244H26ZM36 245V244H35ZM41 245V244H40ZM52 245V244H51ZM82 245V244H81ZM30 246V245H29ZM32 246V244H31ZM50 246V245H48ZM158 246V245H157ZM165 246V245H163ZM245 246V245H244ZM43 247V246H42ZM79 247V246H78ZM150 247V246H149ZM155 247V246H153ZM198 247V246H197ZM22 248V247H21ZM32 248V247H31ZM46 248V247H45ZM191 248V247H190ZM204 248V247H203ZM202 248V249H203ZM12 249V250H10ZM20 249V248H19ZM29 249V248H28ZM90 249V248H89ZM163 249V247H162ZM169 249V247H168ZM167 249V250H168ZM21 250V249H20ZM24 250V249H22ZM27 250V249H26ZM34 250H37L34 249ZM156 250V249H155ZM165 250V249H164ZM189 250V249H188ZM90 251V250H89ZM88 251V253H89ZM0 252V253H1ZM20 252V251H19ZM22 253V251H21ZM149 253V254H148ZM154 253V252H153ZM24 254V253H23ZM5 255V254H4ZM22 255V254H21ZM72 255V254H71ZM158 255V254H157ZM155 255V256H157ZM2 256V255H1ZM11 256V257H12ZM20 256V255H19ZM154 256V255H153ZM161 256V254H160ZM181 256V255H180ZM219 256V255H218ZM10 257V256H9ZM16 257V258H15ZM26 257V256H25ZM183 257V256H182ZM203 257V256H202ZM22 258V256H21ZM27 258V259H28ZM105 258V257H104ZM149 258V257H148ZM201 258V257H200ZM204 258V257H203ZM26 260V258H24ZM24 259L22 261H24ZM167 259V258H166ZM199 259V257H198ZM11 259H7V256L5 258L0 259V264H12L10 263ZM19 260V259H18ZM89 262L91 261V258L88 259ZM159 260V259H158ZM179 260V259H178ZM221 260L225 264H240L238 260H232V257L230 253L224 252L221 255ZM14 261V260H12ZM170 261V260H169ZM17 262V260H16ZM27 262V261H26ZM25 262V263H26ZM66 262V261H65ZM161 260L158 262L154 261V264L160 263ZM190 262V261H189ZM15 263V262H14ZM29 263V262H28ZM34 263V262H33ZM152 263V264H153ZM199 263V262H198ZM20 264V263H19ZM151 264V263H150ZM259 264H264V261H262Z\"/></svg>","mask_w":264,"mask_h":264}]
</instances>
